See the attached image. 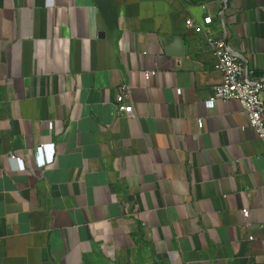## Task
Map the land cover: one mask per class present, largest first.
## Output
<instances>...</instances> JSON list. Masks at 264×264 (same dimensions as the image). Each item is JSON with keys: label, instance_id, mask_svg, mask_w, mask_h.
Returning a JSON list of instances; mask_svg holds the SVG:
<instances>
[{"label": "crops", "instance_id": "1", "mask_svg": "<svg viewBox=\"0 0 264 264\" xmlns=\"http://www.w3.org/2000/svg\"><path fill=\"white\" fill-rule=\"evenodd\" d=\"M223 5L0 0V264H264V144L184 25L264 79V0Z\"/></svg>", "mask_w": 264, "mask_h": 264}, {"label": "built area", "instance_id": "2", "mask_svg": "<svg viewBox=\"0 0 264 264\" xmlns=\"http://www.w3.org/2000/svg\"><path fill=\"white\" fill-rule=\"evenodd\" d=\"M223 8L225 7V0ZM222 8V10H224ZM203 11L206 4L201 5ZM223 12V11H221ZM220 12V13H221ZM211 16H204L200 22L187 19L184 22L186 28L195 34L201 35L205 46L211 51L215 59V69L221 76L219 84L212 87L211 96L205 102L207 109L212 108L216 100L235 101L246 116L243 128L252 130L254 136L264 144V79L253 78V72L246 66L243 59L234 53L223 39H215L211 36L209 26ZM155 75L154 71H145V80H150ZM130 88L122 85L118 88L113 102L114 116L133 118L134 112L129 99ZM179 93V91H177ZM197 127L201 129V121H197ZM36 165L39 168L47 167L54 162L53 144H42L34 149ZM11 162H16L13 155L9 156ZM243 214L246 210L242 211ZM251 240V238H248Z\"/></svg>", "mask_w": 264, "mask_h": 264}]
</instances>
